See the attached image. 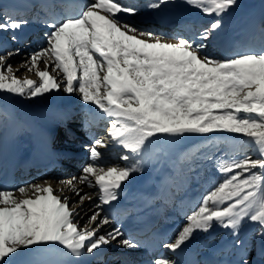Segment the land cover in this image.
<instances>
[{"label": "snow or ice", "instance_id": "6c2138e0", "mask_svg": "<svg viewBox=\"0 0 264 264\" xmlns=\"http://www.w3.org/2000/svg\"><path fill=\"white\" fill-rule=\"evenodd\" d=\"M174 2L149 0L146 7L159 10ZM184 3L214 19L191 35L166 36L121 19L123 14L135 16L140 9L120 0H89L75 13L69 11L59 18L50 14L44 20L50 29L45 33L47 46L31 54L30 64L25 62L39 82L20 80L14 74L9 60L19 54L18 48L0 53V95L33 98L61 88L67 94L78 91L81 100L94 105L107 120V138L123 149L119 158L126 162L105 170L98 163L103 156L98 146L108 145L94 139L89 146L91 163L78 179L99 188L100 203L87 222L92 227L81 226L69 198L56 195L50 185L0 189V264H29L26 258L37 249L59 248L75 258L70 264H89L113 241L127 249L140 248L135 239L123 238L118 228L98 235L110 223L102 215L104 206L119 198L124 181L143 171V154L154 140L216 131L240 134L247 143L235 146V157L217 161L222 180L186 215L187 223L174 239L160 240L157 248L183 252L197 232L208 233L219 225L235 237L233 244L239 249L235 264H258L249 258V244L240 238L247 220L258 225L254 235L261 241L258 256L264 260V26L258 46L246 43V51L218 59L206 51L205 41L226 27V17L239 0ZM28 23L5 10L0 32L10 31L11 39L18 41L15 33ZM40 63L44 70L39 69ZM57 70L62 76L52 74ZM75 179L67 184L82 204L91 197L81 195L74 187ZM29 188L34 198L19 199L14 194H25ZM152 264L177 261L160 255Z\"/></svg>", "mask_w": 264, "mask_h": 264}, {"label": "bare ground", "instance_id": "6f19581e", "mask_svg": "<svg viewBox=\"0 0 264 264\" xmlns=\"http://www.w3.org/2000/svg\"><path fill=\"white\" fill-rule=\"evenodd\" d=\"M130 1L132 0H120L121 3L125 4L136 3ZM137 1H140L138 5L146 2V0ZM83 3L84 0H67L66 2L62 0H14L7 4L5 2L6 5L4 4V7L1 8L11 14L22 16V19L26 17H39L43 16V14H53V10L55 9L58 14L56 17L59 18L61 15H65L69 11L73 13L79 11V8L83 5ZM10 5L17 7L18 11H12L9 7ZM151 16L156 24L155 27L157 29L166 30L168 33L175 31V27L178 23L185 24V22H189L188 25H192L198 24L202 21L197 9L181 3H176L173 11L163 9L159 12H155ZM31 20L32 19H30L29 22H31ZM25 27H27V29H25ZM46 31L48 32L50 29ZM41 32H43V30L40 28L24 26L22 34L19 36L17 35L19 40L15 41L10 48H24L25 50L33 52L38 51L47 44L46 39L41 38ZM12 35L13 33L9 31L6 37L11 39ZM0 42L8 45L4 39ZM8 46L4 49L6 50V48H9ZM208 46L210 47V51L215 54L216 58L222 59L226 56L227 52L224 53L214 51L213 49L216 48L214 44H209ZM219 46H224V44L219 41ZM231 49L232 46L229 45L227 48L228 52ZM20 50L23 51V49ZM21 57L23 58V56L20 55L14 59H19ZM14 59H11V61ZM26 61L30 64V60L28 59L18 62L16 66L11 64L14 74L23 77V79L24 71L29 72L28 65L25 63ZM39 69L44 70V68H41L40 66ZM49 71L51 70L49 69ZM52 74L62 76V73H60L59 70H57V72H53ZM37 82H39V79ZM59 91L61 94L65 93L62 88ZM80 95L81 94H79V96ZM40 98L41 101L38 105L40 107H44V110L46 111L45 116H41V114H38L37 112L35 117L33 113H31L33 117H30L28 116L30 113L29 111H21L19 108L12 105H8V107H2L0 105V129H9L8 133L2 135V139L7 140L1 142L0 144V146H2L3 143H7L3 160L5 163L0 162V174H5V176L11 175L8 180L0 183V189L15 190L21 186L39 184L42 186L50 185L55 191L63 190L71 192L72 190L67 184V181L73 180V178H76L73 183L75 181H79V177L76 174L80 170L82 162L87 159V149L89 148V145L92 144L94 139L110 140L107 138L106 132L108 122L98 111L95 110L94 105L89 103L85 107L78 109L76 107V103H72V105L67 104V107L66 105H62L61 107L55 108L52 104L50 106L46 105L48 100L47 93L40 95ZM16 101L18 102V100ZM28 104L29 106H33V108H37V106H35L32 102H29ZM6 110H10L11 114L9 115ZM73 123L77 124V128L88 135L86 134L87 136L84 138L77 136L72 127ZM30 130H32V132H30ZM63 134L67 136L68 139H62L61 136ZM213 140L215 139H212V141ZM158 141L159 140H154L153 143L147 146L143 154L144 164L155 158V156L160 153V149L155 151L157 153L153 157L151 155L153 152L146 153L151 147L157 146ZM182 142L184 141L179 139L175 143L173 150H175L176 153L179 151L180 144ZM210 142L211 139L208 141L206 138L201 139L194 144L197 145L200 143L204 144ZM119 150L120 149L118 147L100 148L99 151L103 154V156L98 162L99 165L106 164V166H108L110 163L113 164L116 159L114 156L110 155H112L113 152H118ZM198 156L200 155H197L196 157ZM208 158L209 156L206 155L203 158L197 159L199 163H192L188 171H191L195 167L199 168V165H201ZM107 162L109 164H107ZM47 164H52V166L46 168L48 167L45 166ZM119 164L121 165V163ZM214 165L215 164L212 163L209 167H203L202 171H197L198 173L195 176L202 179L207 171H216V167ZM143 170L144 171L141 173H133L129 180L124 181L122 183V188L119 191V198L116 201H112L110 205H105L103 208V214L109 217V226L112 229L117 227L121 231L127 226L126 216L128 214L133 215V212L138 210L136 208H140V203L143 205L141 208H145V214L147 213V209L153 212L152 214L147 215V217L142 221L131 225L136 226L137 228V232H134L133 234H135V236L139 239L144 240V248L141 246V248L136 249L134 254H124L118 256V258L122 259H120V261L117 260L115 264H125V262L129 260L133 261L134 264L136 262H139V264H152V261L160 255L176 260L177 264H204V259H209L212 264L218 263L222 260H224L222 261V264H235V261L239 258V249L234 247L233 244L235 237L230 234V230L221 228L219 225H214L208 233L197 232L195 238L187 244L183 252L173 254L168 252L166 249L157 248L160 240L174 239L178 230L186 224L184 223L186 221L184 213L190 208L192 211V209L199 204L201 197L206 195L208 191L211 190V187H208V185L204 184L202 181L200 184L201 188L197 192L194 181L193 183L190 181L192 184L189 182L185 191L180 187L176 190L169 182H162L165 181L167 176L163 179L158 177V182L160 181V184L154 185L155 181L157 182L154 175H158L159 171L153 172L150 171L149 168H144ZM137 175L138 177H136ZM140 175H143V178L140 177ZM176 177L177 176L174 174L173 178L169 179V181H177ZM219 177L216 178L215 176H212L209 178L208 182H216ZM40 178L46 180H41ZM138 181L143 184L141 186H134V184ZM85 185L86 184H81V186ZM15 193H17L15 195L16 197L19 198L24 196V199L29 197L34 198L35 195L31 188H29L25 194H21L18 191H15ZM181 193L183 194L182 197L179 196ZM179 197L180 199L178 202H180V204L177 205L174 212H167V214L171 217L166 220L163 219L164 223H160L156 212L159 215L160 211L162 212L164 207H171ZM20 199L23 198L21 197ZM176 215L177 217H175ZM245 221L247 222V220ZM256 227H258V225H256L255 228ZM123 238L133 237L124 233ZM240 238L249 244V258L252 261L258 262V264H264V260H261L258 256V249L261 242L256 244L251 243L252 240L250 232H248V230L244 231V229L240 230ZM46 250L48 251V249ZM33 258L36 262H38L37 260H40V263L42 264H60L55 261L53 262V258L54 260L56 259L61 261L62 264H70V261L75 259L70 258L62 249L57 250V253H46L45 249H37L34 251ZM90 263L92 264V262Z\"/></svg>", "mask_w": 264, "mask_h": 264}, {"label": "rangeland", "instance_id": "374dc122", "mask_svg": "<svg viewBox=\"0 0 264 264\" xmlns=\"http://www.w3.org/2000/svg\"><path fill=\"white\" fill-rule=\"evenodd\" d=\"M11 1H14V0H0V4H1L0 5V19L3 18V12L5 11L1 7H4L3 5L5 4V2L7 4V3H10ZM87 2H89V0H86V1L84 0L83 4H85ZM148 2H149V0L141 3L142 5L141 4L138 5V3H133L132 5H134L140 9L138 14H136L135 16H129V15L125 14V16H121L122 19L128 21L131 24H134L137 28L164 33V34H166V36H171L173 34L191 35V33L193 31L198 30L201 26H206L209 23V21L214 19L213 16H205L204 14H202L197 9V12L200 15L201 20H202V21L199 20L201 23L199 22L198 24L188 25L189 22H185L184 26H182L181 23H178L175 27L176 30L168 33V31H166V30L157 29L155 27L156 24L152 21H149V20L140 21L142 12L144 10H147V13L154 14L155 12H159L163 9H167L168 11L169 10L173 11L176 3H181V4H185V5H186V3H184V0H175L174 3H169L167 5H164L159 10H150L146 7V4ZM262 26H264V0L263 1H261V0H239V5L237 7H235L234 9H232L230 15L226 17V27L220 33L214 34L213 37L210 38L208 41H205V43H207V45L214 44L216 48L213 50L219 52L220 47L218 45V42L221 41L222 44H224V48H223L224 53H226L227 48L229 47V45H231L232 49L229 52H227L226 56H225V57H230L231 55H233L236 52L246 51L247 49L245 47H243V45L246 43L249 45L255 44L256 46H258L259 45V30ZM46 32L47 31L41 32V34H42L41 38L42 39H45V33ZM7 33L8 32H0V38L3 35L6 36ZM254 37H255V39H253ZM7 39L5 38V40L9 46L0 42V51L3 50L6 46H8L9 48H6V50L4 49L5 51L3 50L0 53H5L9 50L17 49L14 47L10 48V46L13 45L15 43V41H13L12 39H8V40ZM46 46H47V44L45 45V47ZM218 47H219V49H218ZM20 49H23V51ZM20 49H19L20 50L19 54L12 56L11 59L16 58L17 56L19 57L20 55L23 56V58L21 57L19 59H14L12 61H11V59L9 60V63H11L14 66H16V64L18 62L25 61L26 59L30 60V56L33 53V51H28V50H25L24 48H20ZM206 51L215 57V54L212 51H210L209 46L206 49ZM39 66L41 68H45L43 63H40ZM102 75H103V73H101V76ZM16 76L20 80H24L26 78V79H31V80L37 81L39 79L36 76L35 70H33V72L32 71H29V72L24 71V79H23V77H20L19 75H16ZM102 91H103V89H102ZM79 94L80 93L78 91L74 92L72 94H67V93L61 94L60 91L51 90L50 92L47 93L48 100H47L46 105L50 106L52 104L55 108H57V107H61L62 105H66V107H67V104L72 105V103H76V105H77L76 107L78 109H81V107H85L88 104H85L81 100V95L79 96ZM0 99H2L3 101L5 99L4 102L6 104L15 106L16 108H19L21 111H27V112L32 111V112H36V113L38 112V114H41V116L46 115V111L44 110V107H40L38 105L41 101L40 96L33 97V98H22V97L16 96V95L3 94V95H0ZM16 100H18V102ZM29 102L34 103L35 106H37V108H33V106H31V105L30 106L32 108L28 107ZM22 103H24V104H22ZM25 104H28L27 107L24 106ZM74 128H77V127H74ZM7 130L9 132V129H7V128H3V130L0 129V144H1V142L7 140V139H4V140L2 139L3 138L2 135H4V133H6ZM187 136H185L183 139H181L184 142H182L180 144V149L177 153L175 152V150H173L174 145L177 142V140H171L168 138L161 137L159 139V141L157 142V146L151 147L149 149V151L146 152V153H152L153 152L151 154L152 157L157 153V152H155L156 150L160 149V153H158V155L155 156V158L151 159L146 164L142 163V168L143 169L149 168L150 171H153V172L159 171L158 175L156 174L159 178L163 179L164 177L167 176L165 178V181H162V182H167V183L169 182L171 185H173V188H175L176 190L180 187V188H182V190L185 191L189 185V182L198 173L197 172L195 175H193V173H191L190 170L188 171L190 165L194 162L199 163V161L197 159L203 158L204 156L207 155V156L211 157V159L208 158L201 165H199L200 169L198 171H202L203 167H209L212 163L215 164L214 166L216 167V171H210V170L207 171L205 173L203 180H202L204 184H207L208 187H211V189H212L213 186L216 185L217 183H219L223 177V174H221L218 171L217 161L218 160H224V159H227L229 157H235L236 156V153L234 151L235 146L244 145L247 143L246 138H244L242 135L231 134V133H227L224 131H216V132H213L211 134L202 135L201 139L207 138L208 141H209V139H211V142L210 143H204V144L200 143L197 145L189 142V140L186 138ZM212 139H215V140L212 141ZM89 146H91V144ZM98 150H100L99 146H98ZM87 151H88L87 159H85L82 162V166L80 167V170L76 174V175H78V177H80L83 174V171H82L83 168L86 165H88L89 163H91L89 148L87 149ZM122 152L123 151H118L115 153L113 152L112 155H110V156H114V158L116 159V161H114L113 164H111V163L109 164L107 162V164H109L108 166H106V164H102L100 166L103 167L105 170H107V168L113 167V166H119V167L125 166L126 162L119 158L120 155L122 154ZM197 153L200 156L196 157ZM249 154L253 155L251 152H249ZM253 158H256L255 155H253ZM145 159H146V157H145ZM119 163H121V165ZM172 172L177 176L176 177L177 181H175V182L169 181V179L173 178ZM97 174H99V169H97ZM220 175H222V176H220ZM212 176H215L216 178L219 176L220 177L218 178V181H216V182L206 181L209 177H212ZM154 177H155V175H154ZM158 177L156 178L157 182H158ZM90 178L93 180V183H94L95 182L94 181L95 176H92ZM41 180H46V179H41ZM31 181H35V180H31ZM73 184L75 185V188L80 191L81 195L87 194V196H90L91 199L85 198L83 203L80 204V203H78L79 197L76 196L73 191H71V192L70 191L69 192L55 191V193H56V195L66 196L69 198V203H70L72 209L78 214L76 219L78 220V222L81 226L87 225L88 227H92V226H94V224H88L87 222H88V217L93 213V211L97 210L96 205L100 203V201L98 199L99 188H98V186H94V187H88L87 185L81 186V183L79 181H75ZM84 187H85V189H84ZM16 194L17 193H15V195ZM21 197L23 199L25 198L24 196H21ZM21 197H19V199ZM202 197H201V199H202ZM201 199L199 200V202L201 201ZM190 209L185 213V216L187 214L191 213ZM102 215H105V214H103V212H102ZM184 223H187V221H185ZM255 226H256V224L254 222L244 221L240 230H243V229H244V231L248 230V232H250V237L252 240L251 243L256 244V243H260L261 241L257 237H255V235H254L255 229L257 228V227L255 228ZM114 229H117V227ZM112 230L113 229L109 226V224L104 225L100 229L98 235H106L107 233L111 232ZM57 250H60V249L53 248V249H48V251L45 249V252L46 253L47 252L57 253ZM34 251L30 256H28L26 258L29 261V264H32V263L39 264L40 263V260H37L38 262H36L34 260V258H33ZM135 252H136V249H127V248H124L122 246H117V242L113 241L111 244L105 245L100 250V252L97 256L91 257L89 264H91L90 262H92V264H115V262H117V260L120 261V259H122V258H118V256L124 255V254L125 255L134 254ZM54 261L56 263L62 264L61 261L56 260V259L54 260V258H53V262ZM123 261H125V260H123ZM30 262H32V263H30ZM40 264H42V263H40ZM125 264H126V262H125ZM135 264H139V262H136Z\"/></svg>", "mask_w": 264, "mask_h": 264}, {"label": "water", "instance_id": "95a60500", "mask_svg": "<svg viewBox=\"0 0 264 264\" xmlns=\"http://www.w3.org/2000/svg\"><path fill=\"white\" fill-rule=\"evenodd\" d=\"M186 138L192 143H195L202 138V135H188Z\"/></svg>", "mask_w": 264, "mask_h": 264}, {"label": "trees", "instance_id": "16d2710c", "mask_svg": "<svg viewBox=\"0 0 264 264\" xmlns=\"http://www.w3.org/2000/svg\"><path fill=\"white\" fill-rule=\"evenodd\" d=\"M261 1H263V0H261Z\"/></svg>", "mask_w": 264, "mask_h": 264}]
</instances>
